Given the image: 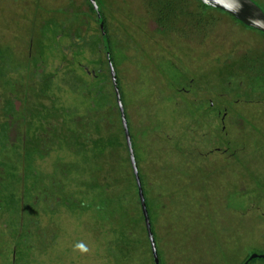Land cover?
<instances>
[{
  "label": "rangeland",
  "instance_id": "obj_1",
  "mask_svg": "<svg viewBox=\"0 0 264 264\" xmlns=\"http://www.w3.org/2000/svg\"><path fill=\"white\" fill-rule=\"evenodd\" d=\"M96 2L0 0V264H154L106 45L160 264L264 254V34L199 0ZM99 134L118 140L100 157Z\"/></svg>",
  "mask_w": 264,
  "mask_h": 264
},
{
  "label": "water",
  "instance_id": "obj_2",
  "mask_svg": "<svg viewBox=\"0 0 264 264\" xmlns=\"http://www.w3.org/2000/svg\"><path fill=\"white\" fill-rule=\"evenodd\" d=\"M89 3L92 5L95 12L100 15L99 13V6L96 0H88ZM203 5L211 8H215L221 11H224L231 15L236 21L242 23L244 26L255 29L262 34H264V10L260 7L258 3L254 0H199ZM101 33L104 34L103 24H100ZM105 54L108 62V67L110 71V76L112 80V85L115 93L116 104L118 107L120 120L123 128V133L125 137V142L128 150L130 165L132 168V173L134 176V180L136 183V188L138 192V198L141 206L142 215L144 218V224L147 232V237L151 249V254L153 258L154 264H160L159 257L157 253V248L155 244V239L153 236V232L151 229L150 219L148 210L145 203V197L143 193V189L141 186V181L139 177L138 166L136 162V158L134 155V150L132 146L131 136L127 124V119L123 107V103L120 96L118 81L116 77V73L114 67L112 65L109 49L107 45L105 46ZM256 258H264V254L252 253L242 264H248L251 260Z\"/></svg>",
  "mask_w": 264,
  "mask_h": 264
},
{
  "label": "trees",
  "instance_id": "obj_3",
  "mask_svg": "<svg viewBox=\"0 0 264 264\" xmlns=\"http://www.w3.org/2000/svg\"><path fill=\"white\" fill-rule=\"evenodd\" d=\"M106 95L104 94V93H102V91L100 90L99 92H98V96L97 97H94L95 99H94V103H95V105L97 106V109H102L105 105H106ZM98 114V113H97ZM99 115V114H98ZM97 115V117L99 118L97 121H96V123H95V125H96V128H97V130H99L100 128H101V124H100V119H101V115H99L98 116ZM49 123V122H48ZM51 123V122H50ZM7 122H4V123H1V126H0V144H2L1 145V147L3 148V149H5L6 148V144H5V141H6V139H7V133H6V130H7ZM71 130H72V132H74V130L71 128ZM26 131H28L27 129H26ZM29 132V131H28ZM26 136H27V134H26ZM56 136H57V133H56ZM72 137V136H71ZM70 138V137H69ZM76 138V137H75ZM118 143V140H117V138L116 137H113V136H109V137H104L103 135H100L99 134V136L95 139V140H93V146H92V148H91V151H92V153H93V155L94 156H101V155H103L104 154V152H105V150L108 148V147H114L116 144ZM23 153L21 154H18L19 156H20V163L21 164H23V172L26 174V172H28L29 170H30V166H31V164H32V161H31V158H32V156H31V152H30V148H26V146H25V148L23 149ZM3 154H4V151H3ZM0 163H2V165H7L9 168H11L12 170H15V168H16V164L14 163V162H8V163H6V162H4V160L1 162L0 161ZM9 174V176L10 177H12V178H14L15 180H18L17 178H16V175H15V173L14 172H9L8 173ZM136 184V183H135ZM25 186V188H26V184L24 185ZM99 190H98V195H99V197H100V202L101 203H107V204H109V205H111V206H108L109 208H110V212H111V214H112V217L113 218H115V220H116V222L119 224V226H120V236H122L123 238H129L130 237V233L128 234V233H126V226H127V224L129 223V222H132L131 224H132V227H131V229L132 228H134L135 227V223L137 222L136 220H135V218H132L131 220H130V218L129 219H127L129 222H127V224H126V220H125V217L127 216L128 217V214L126 213V211H125V208H124V206H126L123 202H122V199H121V197L119 196V195H114V196H108V195H106L104 192H105V190L103 189V187L101 186V185H99ZM7 189H8V187H7ZM27 189V188H26ZM9 190V193H8V195L7 194H5L4 195V198H5V200L7 201V199L9 200V202H16V200H15V190L13 191V189L11 188V189H8ZM26 191V190H25ZM136 191H137V188H136ZM24 192V191H23ZM26 194H20V197H19V202H22L23 203V201H21V199H27L26 198V196H25ZM137 195H138V192H137ZM24 197V198H23ZM139 199V198H138ZM24 201H26V200H24ZM75 201L73 200V201H71V203L73 204ZM76 203V202H75ZM140 203V202H139ZM71 207H75V208H77V207H79V206H71ZM126 217V218H127ZM123 227V228H122ZM122 228V229H121Z\"/></svg>",
  "mask_w": 264,
  "mask_h": 264
},
{
  "label": "clouds",
  "instance_id": "obj_4",
  "mask_svg": "<svg viewBox=\"0 0 264 264\" xmlns=\"http://www.w3.org/2000/svg\"><path fill=\"white\" fill-rule=\"evenodd\" d=\"M76 247L82 252L88 251V249L83 244H78Z\"/></svg>",
  "mask_w": 264,
  "mask_h": 264
}]
</instances>
